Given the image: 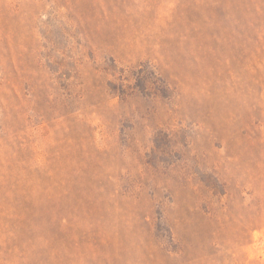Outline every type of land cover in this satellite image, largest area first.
<instances>
[{
	"label": "rangeland",
	"instance_id": "obj_1",
	"mask_svg": "<svg viewBox=\"0 0 264 264\" xmlns=\"http://www.w3.org/2000/svg\"><path fill=\"white\" fill-rule=\"evenodd\" d=\"M0 264H264V0H0Z\"/></svg>",
	"mask_w": 264,
	"mask_h": 264
}]
</instances>
